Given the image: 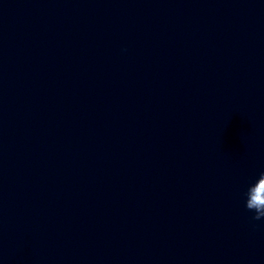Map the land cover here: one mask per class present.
Returning <instances> with one entry per match:
<instances>
[{
    "label": "clouds",
    "instance_id": "9594fccd",
    "mask_svg": "<svg viewBox=\"0 0 264 264\" xmlns=\"http://www.w3.org/2000/svg\"><path fill=\"white\" fill-rule=\"evenodd\" d=\"M245 197V208L254 213L252 219L264 220V171L260 172L255 182L248 186Z\"/></svg>",
    "mask_w": 264,
    "mask_h": 264
}]
</instances>
